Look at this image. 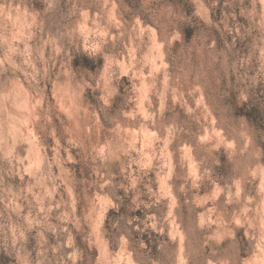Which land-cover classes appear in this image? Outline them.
<instances>
[{
  "label": "clouds",
  "instance_id": "clouds-1",
  "mask_svg": "<svg viewBox=\"0 0 264 264\" xmlns=\"http://www.w3.org/2000/svg\"><path fill=\"white\" fill-rule=\"evenodd\" d=\"M0 264H264V0H0Z\"/></svg>",
  "mask_w": 264,
  "mask_h": 264
}]
</instances>
